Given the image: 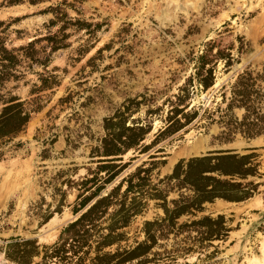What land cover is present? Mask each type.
<instances>
[{"label":"rangeland","instance_id":"374dc122","mask_svg":"<svg viewBox=\"0 0 264 264\" xmlns=\"http://www.w3.org/2000/svg\"><path fill=\"white\" fill-rule=\"evenodd\" d=\"M7 1L0 0V20L4 21L0 32L9 48L28 45L62 26H49L53 14L44 10L64 0H21L13 5ZM67 2L69 15L92 22L95 32L69 26L65 30L68 46L50 55L48 67L20 56L21 65L13 71L17 77L0 84V94L18 95L29 102L27 107L41 106L22 132L0 143V264H17L2 250L11 236L51 244L75 219L80 184L100 164L101 156L93 151L106 136L105 120L120 113L128 124H145L150 130L139 148L116 156L126 168L102 194L146 163L145 167H152L151 191L166 196V204L174 208L173 199L192 193L179 188L177 180L166 178L176 164L229 146L239 153L257 148L264 172V135L244 138L238 134L230 142L221 141L223 127L205 112L220 104L223 84L247 66H263L264 0ZM211 40L216 41L214 52L221 48L238 57L240 46L245 51L229 72H224L223 62L218 63L213 87L203 89L194 80L187 95L182 88L194 74L197 56ZM43 46L48 50L47 41L36 48L41 51ZM82 49L88 52L83 54ZM39 55L45 59L49 50ZM52 75L56 83L41 89L42 78ZM182 108L184 113L196 110L197 118L177 131L184 121ZM172 122L174 127L166 130ZM146 145L150 148L141 152ZM163 204L162 199H148L128 228L130 243L145 238V221L165 215ZM207 214L226 216L227 238L202 241L203 228L160 227L153 231L156 243L148 264H264V185L245 201L207 202L196 217L185 215L179 223Z\"/></svg>","mask_w":264,"mask_h":264},{"label":"trees","instance_id":"16d2710c","mask_svg":"<svg viewBox=\"0 0 264 264\" xmlns=\"http://www.w3.org/2000/svg\"><path fill=\"white\" fill-rule=\"evenodd\" d=\"M30 1L36 3L43 0ZM19 2L21 0H8L7 4ZM68 6L71 4L64 0L45 9V13L53 14L49 26L60 23L62 26L54 33L50 31L45 36L33 39L28 45L9 48L6 37L0 32V84L12 76L17 77L13 71L21 65L20 56L48 67L50 55L68 46L65 41L69 34L65 30L69 26L73 25L89 34L95 32L91 29L92 22L70 16L66 10ZM2 23L4 21L0 20V24ZM95 26L98 28L100 24ZM41 41L48 43L49 55L45 59L39 54L41 51H48L47 46H43L41 51L36 48ZM215 44L216 41L211 40L197 56L194 74L182 88V92H187L185 94L189 95V88L193 87L191 82L194 80L203 89L213 87L218 63L223 62L224 72H229L245 51L240 46L238 57H235L232 52L221 48L214 52ZM81 51L84 54L88 49ZM51 79L42 78L40 88L46 89L54 85L56 76L52 75ZM233 79L229 84L221 86L220 104L205 111L214 122L223 127L221 141L230 142L238 134L244 138L264 135V63L260 69L247 66ZM28 103L18 95L9 94L7 97L6 94H0V104H3L0 110V143L12 140L22 132L32 113L41 108L40 104L27 107ZM238 111L242 112L241 116ZM215 114L218 115L216 119L213 117ZM182 115L184 121L176 128L177 131L197 118L196 110L184 113L182 108ZM122 116L123 113H120L116 116L118 120H115L116 117L105 120L106 136L93 151L96 156H101L100 164L98 170L92 173L93 176L85 177L80 184L82 191L73 209L75 219L64 226L58 239L51 244H41L34 238L11 236L2 247L8 260L17 264H148L151 262V249L156 243L153 231L160 227L203 228L202 241L227 238L230 227L224 214H207L182 223H179V219L185 215L196 217L197 213L204 210L205 203L216 199L241 202L257 194L264 185V181L259 180L264 177V172L260 171L257 148H250L247 153H239L234 149L217 150L204 156L181 159L173 173L166 178L177 180L179 188L192 193L183 192L180 198L173 199L174 208L166 204V196H162L159 191H151L149 173L152 167H145L146 163L123 177L109 192L102 194L106 185L113 182L126 168L127 164L118 163L121 158L116 156L132 148H139L150 130L145 124H128L127 119ZM174 125V122L170 123L166 130ZM149 148L146 145L141 152H146ZM149 198L164 200L165 215L145 221L142 228L145 238L130 243L128 228L134 218L143 212Z\"/></svg>","mask_w":264,"mask_h":264},{"label":"water","instance_id":"95a60500","mask_svg":"<svg viewBox=\"0 0 264 264\" xmlns=\"http://www.w3.org/2000/svg\"><path fill=\"white\" fill-rule=\"evenodd\" d=\"M252 141V140H251ZM239 143H243V142H239ZM245 143V142H244ZM232 145V144H231ZM246 145H248V147L251 145L250 143L246 142ZM231 146L227 147V148H223V149H230Z\"/></svg>","mask_w":264,"mask_h":264}]
</instances>
